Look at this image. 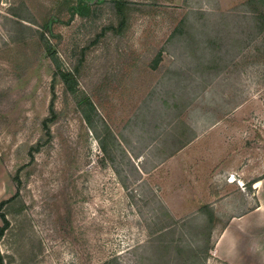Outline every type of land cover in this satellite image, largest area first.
I'll return each mask as SVG.
<instances>
[{"label":"rangeland","instance_id":"374dc122","mask_svg":"<svg viewBox=\"0 0 264 264\" xmlns=\"http://www.w3.org/2000/svg\"><path fill=\"white\" fill-rule=\"evenodd\" d=\"M131 2L101 35L110 0H0L6 264H230L219 237L264 203V0Z\"/></svg>","mask_w":264,"mask_h":264},{"label":"trees","instance_id":"16d2710c","mask_svg":"<svg viewBox=\"0 0 264 264\" xmlns=\"http://www.w3.org/2000/svg\"><path fill=\"white\" fill-rule=\"evenodd\" d=\"M70 0H65V2H69ZM80 1V6L82 7V15L86 16L87 19L89 18H94L96 19V17L99 14V7L95 6L94 9L90 10V7L88 6V3L91 0H78ZM93 1V0H92ZM261 1V0H260ZM110 3L112 4V11L114 12V14L116 15L117 18V26L114 25H110L106 28H104L101 32V35H105L107 32H114L115 35H121V33L125 30L126 26H127V13L128 11L131 9V7L133 6V3L131 2V0H110ZM261 17L264 18V16L261 15ZM264 28L261 30L263 31ZM45 42V47L46 50L48 52V54L50 55V59L52 60V63L56 69V76L58 78L61 79V81H63V83L66 85L68 91H70L71 93H75L76 91V86L78 83L77 77L73 72H65L61 69V64H60V60L56 54V52L53 50L52 45L50 44L49 41L44 40ZM50 114L51 117L47 118L44 122V127L45 130L47 131V133H49V123H53L54 119L56 118V111H55V104L54 102H52V104L50 105ZM88 119V118H87ZM20 192H17L15 196H13L12 198L5 200L3 202L0 203V219L2 220L3 225L0 226V242L2 240V238L5 236V234L12 232L13 228V224L10 220L9 217H11L13 220L17 217H19L22 212H23V207L22 205L19 207H17V200L20 199ZM21 201V200H20ZM3 210H5V212H3ZM191 244H187L188 249L191 252H187L188 255H190V260H189V264H206L207 259H208V255L206 258H201L200 254L201 252L195 251V250H191V247H189ZM168 248V247H167ZM168 250V249H166ZM180 253L181 250L179 249ZM0 264H6L5 260L1 254V250H0Z\"/></svg>","mask_w":264,"mask_h":264},{"label":"crops","instance_id":"0c3cea01","mask_svg":"<svg viewBox=\"0 0 264 264\" xmlns=\"http://www.w3.org/2000/svg\"><path fill=\"white\" fill-rule=\"evenodd\" d=\"M262 231L264 232V203L254 211L232 220L231 225L219 237L215 254L230 264H264V243L261 244L254 237L255 232L259 234Z\"/></svg>","mask_w":264,"mask_h":264},{"label":"bare ground","instance_id":"6f19581e","mask_svg":"<svg viewBox=\"0 0 264 264\" xmlns=\"http://www.w3.org/2000/svg\"><path fill=\"white\" fill-rule=\"evenodd\" d=\"M259 183H257V185H258Z\"/></svg>","mask_w":264,"mask_h":264}]
</instances>
